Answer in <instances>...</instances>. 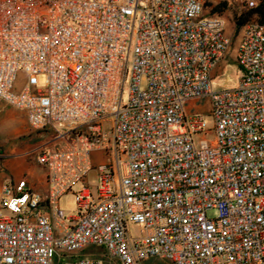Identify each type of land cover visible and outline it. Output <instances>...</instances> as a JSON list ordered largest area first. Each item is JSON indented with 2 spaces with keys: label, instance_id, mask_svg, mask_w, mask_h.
Segmentation results:
<instances>
[{
  "label": "built area",
  "instance_id": "obj_1",
  "mask_svg": "<svg viewBox=\"0 0 264 264\" xmlns=\"http://www.w3.org/2000/svg\"><path fill=\"white\" fill-rule=\"evenodd\" d=\"M207 2L0 0V101L53 133L35 151L46 191L0 186V264H264V23L213 91L231 38ZM201 98L212 130L185 107Z\"/></svg>",
  "mask_w": 264,
  "mask_h": 264
},
{
  "label": "rangeland",
  "instance_id": "obj_2",
  "mask_svg": "<svg viewBox=\"0 0 264 264\" xmlns=\"http://www.w3.org/2000/svg\"><path fill=\"white\" fill-rule=\"evenodd\" d=\"M226 3L225 11L219 15L221 16L226 24L225 33L226 36L231 38V45L229 52L225 56L224 60L220 62L213 73L212 79V90L219 91L233 88L237 83V78L240 75V70L235 62V50L242 28L235 31V17L243 14L249 8L255 6L258 0H208L207 6L205 7V14L211 15V10L219 4ZM250 4H253L252 6ZM218 15V14H215ZM255 18L250 19L248 23H256ZM39 86H43V78L38 77ZM127 84L125 85V89ZM186 109L189 111V115L201 116L206 125V130H212L214 128V119L209 112V102L205 98H201L198 101L186 104ZM8 139L9 147L19 148L27 151H33L32 155L24 157L20 160V166L17 169L19 176H22L28 181L36 183L40 180L42 175L41 167L36 162L35 151L42 145L53 141V133L50 131H32L26 123L25 113L22 111L14 110L6 107L0 101V140ZM208 142H211V137L206 138ZM6 173L0 171V184L5 181ZM88 183L95 185L96 175L90 173L88 175ZM78 187H75L77 190ZM59 212L58 216L61 219L73 216L76 213V202L73 194H67L63 196L58 202ZM216 211L210 210L207 212L208 218H214ZM130 233L135 236L138 234L140 228L135 224H129ZM100 247H88L85 249L83 254L86 253H99L101 252ZM70 261L67 258H62L61 262ZM53 264H58V259L53 260ZM139 264H171L167 260L150 257L139 261Z\"/></svg>",
  "mask_w": 264,
  "mask_h": 264
},
{
  "label": "crops",
  "instance_id": "obj_3",
  "mask_svg": "<svg viewBox=\"0 0 264 264\" xmlns=\"http://www.w3.org/2000/svg\"><path fill=\"white\" fill-rule=\"evenodd\" d=\"M32 154H33L32 150L29 152L23 149V147H19V148L9 147L8 139L0 140V156L2 161V167L0 171H4L6 173L5 176L6 179L3 183L0 184V186L5 183L11 184L22 179L23 177L19 176L17 173V169L20 166V160ZM40 169L42 170V175L39 181H37L36 183H33L32 181H28V180L27 181L33 189L43 193L46 191L47 186L45 182L44 170L42 168Z\"/></svg>",
  "mask_w": 264,
  "mask_h": 264
},
{
  "label": "trees",
  "instance_id": "obj_4",
  "mask_svg": "<svg viewBox=\"0 0 264 264\" xmlns=\"http://www.w3.org/2000/svg\"><path fill=\"white\" fill-rule=\"evenodd\" d=\"M226 9V3L219 4L211 10V15H221ZM255 18L257 23H264V0H258L254 7L235 17V31L240 30L250 19Z\"/></svg>",
  "mask_w": 264,
  "mask_h": 264
}]
</instances>
